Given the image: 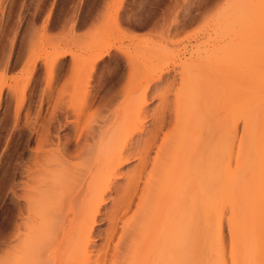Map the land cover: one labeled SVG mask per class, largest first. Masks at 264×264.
I'll return each mask as SVG.
<instances>
[{
    "label": "rangeland",
    "instance_id": "rangeland-1",
    "mask_svg": "<svg viewBox=\"0 0 264 264\" xmlns=\"http://www.w3.org/2000/svg\"><path fill=\"white\" fill-rule=\"evenodd\" d=\"M207 98L214 105L202 122L215 132L205 142L182 118ZM161 109L182 123L167 118L157 144L167 134L182 147L196 140L197 160L213 152L216 170L213 192L182 171L184 205L151 262L179 252V264H264V0H0L2 259L32 260L21 242L59 223L77 188V201L102 191L109 157L128 139L151 141ZM156 154L149 150L146 171ZM70 219L50 240L56 256Z\"/></svg>",
    "mask_w": 264,
    "mask_h": 264
},
{
    "label": "bare ground",
    "instance_id": "bare-ground-1",
    "mask_svg": "<svg viewBox=\"0 0 264 264\" xmlns=\"http://www.w3.org/2000/svg\"><path fill=\"white\" fill-rule=\"evenodd\" d=\"M200 62L194 64V66ZM202 64L205 65L206 63L202 62ZM206 81L203 84L207 83L206 86H211L217 79L210 77ZM224 97H227V94ZM144 104H147V101ZM213 105L212 99L207 98V101L204 99L203 102L194 107L195 109L193 108L192 112L189 111L188 117H185L187 116L185 114L182 118L185 122L188 121L187 124L183 122L186 125L184 126L185 129L188 130L189 128L190 131H194V134L195 131L201 129V135L205 142L214 135L215 131L213 130L215 127L212 128L213 126L211 125L203 124L202 117L211 115ZM165 112L167 111L163 109L157 112L159 120L157 125L154 124L157 127L153 134L154 137L150 138L151 141H138L137 139V141H133L128 139L118 149L115 147L117 150L112 155L110 154L109 161L103 168V170H106L107 175L104 173L105 171L102 173L106 176L110 175V177L107 178L109 180L103 188L101 185H104V183L99 185L102 191H99L97 195H93L90 192L92 196L90 198L87 196L89 199L77 201L85 189L84 187L77 188L72 194L80 196H76L75 199H72L73 201L66 202V207L63 206L66 203L59 206L64 207L59 208L56 214V217H60L59 223L53 225L54 223L51 224L48 221L50 222H47L48 225L41 224V227L39 224L36 226L37 229L21 242V257L23 254H27V256L32 254V260L24 261L22 257L20 262L17 261L19 259L12 257L14 255H11L13 261L7 259L10 257L3 258V260L2 256L5 255L0 254V256L2 255L0 264H6L5 260H7V264L8 260L9 263L12 261L13 264H179L181 260L179 252L175 255L174 260L170 261L165 257L157 263L151 262V259L154 260V254L157 255L165 251V249L160 248L161 245H156L157 240L162 241L163 239L162 237L158 238V234L161 233L162 235L166 230V225L170 223V228H172L179 219V214L185 201L178 193L183 184L182 171L187 170L188 178L191 177L194 183L199 184L201 187L204 184L207 190L213 192L216 166L212 159L213 152L207 154L206 161L199 162L197 160L199 157H203L204 152L197 146L196 140L182 147L181 143H174V140L169 142V134H167L163 142L157 144V137L168 122L167 118L169 116L167 117ZM179 114L180 112L174 115V120L170 119L171 116L168 118L170 123L173 121V127H177L181 121ZM224 119L226 120V118ZM225 120H223L224 123L226 122ZM154 147L157 148V154L152 162L153 168L150 171H146L150 162L149 150ZM225 151L230 152L229 150ZM222 157L228 158L229 156ZM190 160H194V162L189 167L182 166L183 162ZM133 161H138L139 164H136L132 178H128L125 184H119L118 180L125 176L127 180L129 173L133 172L132 169L126 172L123 171L126 165ZM103 178L105 179L106 177L103 176ZM134 207L135 210H133ZM48 210L47 212H50ZM54 212L56 211H51L53 214ZM44 215L47 216L43 213ZM70 217H72L71 221H69V223H72V229L69 231V239H67L65 244L63 242L64 245L60 247L59 254L56 256L55 243H51V241L61 232L65 222ZM101 217H104V219L100 220ZM53 218L50 217L54 222L55 218ZM104 222L107 224L109 232H106V230V235L103 234L104 242L96 245V241L100 237L99 234L96 235L98 232L97 227ZM63 231L66 233V228ZM8 254L7 252L6 255L8 256ZM50 256L51 259L49 261L40 260V257L48 259ZM14 260L18 263H14Z\"/></svg>",
    "mask_w": 264,
    "mask_h": 264
}]
</instances>
